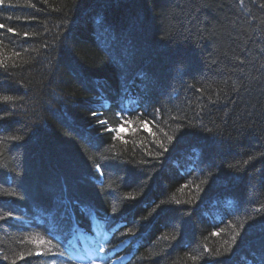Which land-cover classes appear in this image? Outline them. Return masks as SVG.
I'll return each mask as SVG.
<instances>
[{
	"label": "trees",
	"instance_id": "16d2710c",
	"mask_svg": "<svg viewBox=\"0 0 264 264\" xmlns=\"http://www.w3.org/2000/svg\"><path fill=\"white\" fill-rule=\"evenodd\" d=\"M0 24V264H264V0H0ZM32 237L64 254L17 259Z\"/></svg>",
	"mask_w": 264,
	"mask_h": 264
},
{
	"label": "snow or ice",
	"instance_id": "6c2138e0",
	"mask_svg": "<svg viewBox=\"0 0 264 264\" xmlns=\"http://www.w3.org/2000/svg\"><path fill=\"white\" fill-rule=\"evenodd\" d=\"M3 27H4V25L0 24V28H3ZM7 30H8L9 32H14V29H12V28H8ZM23 35H24L25 37H27L29 34H28L27 32H25V33H23ZM2 99H3V101L7 102V101H10V100H12V99H14V98H13V97H9V96H5V97H3ZM93 115H95V114H93ZM100 123H101V124H104V123H106V122L101 121ZM144 127H145V129H146L147 131L150 132V134L155 135L154 133H151V130L147 128V125H146V124L144 125ZM109 130H111V129H109ZM118 131H119V130L117 129V132H118ZM11 139L15 140V139H18V137H11ZM167 139H168V141H172L173 137L168 136ZM0 143H2V141H0ZM161 147H163V144H161ZM97 167H99V166H97ZM113 211H115V209H113ZM6 216H11V213H7L5 216H0V219H5ZM37 235H38V234H37ZM235 238H236V237H235V235H234V236L232 237V239L235 240ZM30 239H31V243H32V244L37 245V246H39V245H44V247H43V248H39V247H37V249L35 250V252H33L32 250H29V251H27V252H20L19 254H17V259H24L25 256H30V255H33V254L38 255V256H39V255H52V256L61 255V256H62V255L64 254L63 252H59V253L54 252V251H53L52 242H51L50 240L46 241V240H45L44 238H42V237L39 238V239H37L36 237H32V238H30ZM101 251H102V249H101ZM226 251H227V249H226ZM4 259H8V257H7V256H4ZM193 259L195 260L196 257H193ZM11 264H16V260H13V261L11 262ZM53 264H54V262H53Z\"/></svg>",
	"mask_w": 264,
	"mask_h": 264
}]
</instances>
